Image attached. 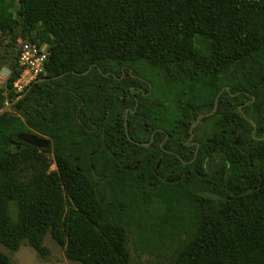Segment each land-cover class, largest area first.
Segmentation results:
<instances>
[{
  "label": "trees",
  "instance_id": "1",
  "mask_svg": "<svg viewBox=\"0 0 264 264\" xmlns=\"http://www.w3.org/2000/svg\"><path fill=\"white\" fill-rule=\"evenodd\" d=\"M13 1L0 243L46 257L49 234L82 264H264V0ZM19 39L48 58L17 98Z\"/></svg>",
  "mask_w": 264,
  "mask_h": 264
},
{
  "label": "rangeland",
  "instance_id": "2",
  "mask_svg": "<svg viewBox=\"0 0 264 264\" xmlns=\"http://www.w3.org/2000/svg\"><path fill=\"white\" fill-rule=\"evenodd\" d=\"M17 8L16 1H13V11ZM22 41L21 39L18 42ZM18 44V43H17ZM3 51V47H0V53ZM3 66L0 69V88L6 93L5 82L9 70ZM6 105L9 104V101L5 102ZM55 164L50 165V169H54ZM44 244L49 249V254L46 257L41 256L31 245L27 242H22L20 247L16 250H9L3 244L0 243V251L5 252L10 256L14 264H82L77 261H71L67 259L63 253V249L59 246L49 234H46L44 237ZM132 254L134 258L138 261H142L148 257L146 253H142L138 249L135 250L132 247Z\"/></svg>",
  "mask_w": 264,
  "mask_h": 264
},
{
  "label": "built area",
  "instance_id": "3",
  "mask_svg": "<svg viewBox=\"0 0 264 264\" xmlns=\"http://www.w3.org/2000/svg\"><path fill=\"white\" fill-rule=\"evenodd\" d=\"M47 58L46 44L38 45L31 41H20L17 56L20 74L12 82V89L18 94L17 97L26 90L33 80L45 74L44 64Z\"/></svg>",
  "mask_w": 264,
  "mask_h": 264
},
{
  "label": "water",
  "instance_id": "4",
  "mask_svg": "<svg viewBox=\"0 0 264 264\" xmlns=\"http://www.w3.org/2000/svg\"><path fill=\"white\" fill-rule=\"evenodd\" d=\"M6 69V68H4ZM43 78H38V80H42ZM27 89L21 94L19 95L17 98H20L21 96H23L26 93ZM13 101H10L8 105L4 104V106L0 109V114L3 113L4 111L10 110L11 109V105ZM17 138L23 142H26L30 145H33L35 147L38 148H45L49 145V139L48 138H42V137H38L32 133H27V132H20L17 134Z\"/></svg>",
  "mask_w": 264,
  "mask_h": 264
}]
</instances>
